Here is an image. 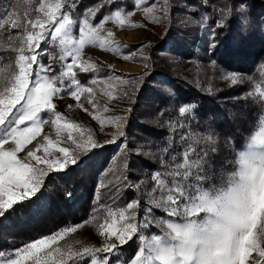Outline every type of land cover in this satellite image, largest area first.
Returning a JSON list of instances; mask_svg holds the SVG:
<instances>
[{
    "label": "snow or ice",
    "instance_id": "1",
    "mask_svg": "<svg viewBox=\"0 0 264 264\" xmlns=\"http://www.w3.org/2000/svg\"><path fill=\"white\" fill-rule=\"evenodd\" d=\"M81 2L38 0V6L34 7L38 15L34 18L27 11L22 18L13 4L0 9V34L6 28L20 30L7 36L9 41L17 42L12 49L18 53L14 67L10 71L0 69V234L12 230L9 217L17 212L21 221L39 220L45 215L47 198L37 194L50 172L65 171L70 165L86 168L98 164V172L112 175L107 183L100 184V187L109 188L112 197L120 196L125 190H135L137 195L119 211L109 210L102 223L93 217L23 242L19 248L9 250L12 254L0 264H264V116L250 129L236 159L230 161L233 169L222 171L217 183H207L212 179L204 167L207 152L201 155L195 145L190 144L183 149L182 160L176 162L177 156L169 155L170 141L159 149L163 171H154L150 178L146 173L145 177L134 181L128 163H123L119 169L108 167L104 170L98 158L105 143H116L124 137L125 147L121 151L125 154L131 151L126 146V117L104 118L89 113L101 129L106 125L115 126L112 139L102 142L91 129L56 111L54 99L62 98V93L72 88L68 94L77 102L76 107L88 112L81 102V96L87 93L84 99L95 110L93 86L98 80L92 79V86L82 87L74 71L97 70L95 63L83 58L85 46L98 44L104 51L119 48L113 39L114 33L105 32V24L111 21L121 29L143 27L131 21L136 9L142 10L153 23L170 21V0H163V17L154 15L157 10L155 0L144 7L145 0H134L132 10L118 5L114 11L102 15L96 24L92 19L103 9H110L115 0H98L79 13L75 10ZM202 2L204 6L208 5V0ZM25 3L33 7L32 0H25ZM190 10L199 9L192 7ZM237 11L242 14L248 11L246 0L240 3ZM80 16H83V23L76 38L73 25L79 22ZM209 18V13H201V21L206 22ZM240 21L242 26H247L249 18L241 15ZM216 25L222 26V19L218 18ZM201 30L214 36V29L207 23H201ZM49 39L59 44L61 59L71 58L58 75H51V62L45 65L41 59L44 53L41 44ZM149 46L142 44L140 48ZM212 47L214 41L210 42ZM123 59L130 60L131 56L124 55ZM142 59L149 71L131 78L115 75L117 81L129 84L130 91H124L123 96L132 103L151 70V57L143 55ZM227 79L235 85L238 74L229 73ZM111 80L112 76H109L103 82L104 95L110 100L115 99L118 87ZM257 92L264 96V90L257 88ZM169 95L175 97L171 91ZM103 111L108 112L109 108L105 106ZM188 111L187 105L179 108L181 116ZM49 123L55 129V139L48 134L42 135L43 126ZM82 157L88 158L82 160ZM98 200L97 192L93 203ZM29 201L31 203H26ZM17 205H20L19 209ZM156 210H162L166 216H158ZM94 220L97 233L103 238L102 246L85 244L75 248L69 244L54 247L69 233L93 224ZM153 225L159 233L148 231Z\"/></svg>",
    "mask_w": 264,
    "mask_h": 264
},
{
    "label": "trees",
    "instance_id": "2",
    "mask_svg": "<svg viewBox=\"0 0 264 264\" xmlns=\"http://www.w3.org/2000/svg\"><path fill=\"white\" fill-rule=\"evenodd\" d=\"M186 1L209 13L208 22L214 29L213 40L200 47V51L207 55L201 57L195 54L199 26L196 29L173 23L169 25L162 41L150 49V74L144 77L140 91L134 96V107L126 120V145L131 148V154L119 152L116 143H105L98 158L104 170L108 167L119 169L123 163H128L132 170L129 174L134 181H139L146 173L150 178L154 171H163L159 149L167 146L170 141L172 148L169 149V155L175 154L176 162L181 161L183 149L190 144H194L201 155L207 152L204 167L212 177L207 183H217L222 171L233 169L230 161L236 159L238 150L250 135V129L264 115L263 97L256 92L257 88H264V10L259 9L264 7V2L246 0L249 10L242 14L237 9L244 0H208L207 6L201 0L182 2ZM97 2L82 0L75 11L82 13L87 6ZM133 3L134 0H115L110 9H103L92 19V23H98L102 15L109 10L114 11L118 5L125 10H132ZM10 4L15 6L19 3L17 0H0V9L8 8ZM18 11L24 18L25 11ZM191 14L197 16L198 12L193 10ZM241 15L249 18L247 26H242ZM82 18L80 16L79 22L73 25V35L77 38ZM218 18L222 19V26L216 25ZM73 19L75 21L76 17ZM19 31L6 28L0 34V69L4 71L14 67L18 55L12 50L17 42L9 41L7 36ZM213 41L214 47L210 48V42ZM168 44L170 46L167 48ZM131 48L135 51V46ZM180 57L185 60L196 58L200 65L209 64V68L216 72L221 68L242 76L235 85L207 90L198 73L192 74L177 64ZM46 61V58L42 59V62ZM164 69L167 70L165 75ZM76 72L82 85H88L90 78L95 75L91 71L81 73L79 69ZM163 76L167 81L162 80ZM169 91L175 94L174 98L169 95ZM185 105L195 107L181 116L179 108ZM122 142L124 145L125 140ZM213 148L216 149L214 152ZM192 155L195 157V153ZM87 158L82 157V160ZM165 159L168 160L169 156H165ZM99 166L95 163L86 168L70 165L65 171L49 173L41 192L37 194L47 198L46 214L39 220L27 221L20 220L19 212L10 216L13 228L0 234V254H8L9 250L19 248L23 242L34 240L60 227L81 223L94 215L103 216L107 208L125 206L137 195L132 190H125L120 196L112 197L109 188L100 187L101 182L107 183L112 175L105 176L98 172ZM97 192L99 200L94 204V193ZM16 207L19 209L20 205Z\"/></svg>",
    "mask_w": 264,
    "mask_h": 264
},
{
    "label": "rangeland",
    "instance_id": "3",
    "mask_svg": "<svg viewBox=\"0 0 264 264\" xmlns=\"http://www.w3.org/2000/svg\"><path fill=\"white\" fill-rule=\"evenodd\" d=\"M18 5L16 4V10L21 11H27L29 15H31L33 18L38 15L34 12V7L38 6V0H32L33 7H28V5L25 3V0H17ZM183 0H170V8H169V16L170 21H164L163 23H153L149 21L145 17V13L142 10L136 9L135 14L131 17L132 23L143 25V27L130 29L128 27H125L123 29L119 28L116 24L109 21L105 24V32L106 31H112L114 33L113 39L120 45L119 48H116L114 51H104L99 48L98 44L96 45H86L84 52H83V58L86 60H90L91 62L95 63L97 65V70L95 71L94 78L97 79L98 84L93 86L95 88L94 92V98L97 103V108L94 110L92 108V105H89L87 101L84 99L85 96H87V93L81 96V102L84 104V107L88 109V112L84 111L82 108L76 107V101L71 98V96L68 94L72 88H68L66 92L62 93V98H55L54 103L56 104V111L60 112L63 116H65L68 120L73 121L77 124L83 125L86 129H91L92 132L95 134L96 138L100 141H109L112 139V134L116 131L114 125H106L103 129H101L99 123L92 119V115H90V112H94L97 115H100L104 118L108 117H114V116H123L126 117V120L129 116V114L132 112V109L134 107V104L128 100L127 96H123L124 91H130L129 84H125L122 81H117L115 79V75H121L128 78L131 77H137L140 74L144 73L146 68L144 66V61L142 59L143 55H149L151 47L162 41V38L165 36L166 31L169 28V25L173 23V25H180L183 27H192L198 29V26L200 29L198 30V42L195 46V54L200 55L201 57H205V53L200 51V47L204 45L206 42L213 40V35L210 32H202L201 30V23H207L210 27L211 24L208 22H203L200 20L201 13L204 12V10L200 6L189 5L190 2H182ZM202 1V0H201ZM264 2V0H261ZM152 0H145L144 6H150V3ZM155 3L157 4V10L154 12V15L163 17L164 11H163V0H155ZM176 5V6H175ZM177 7V8H176ZM192 7H196L199 9L197 12V16H192L191 12L193 10H190ZM264 10L263 8H259ZM249 10V7H248ZM20 11H18L19 13ZM178 13V14H175ZM70 14V13H69ZM83 23V18H82ZM264 28V24L262 25ZM212 28V27H211ZM77 38V37H76ZM142 44L150 45L149 47L140 48ZM132 46H135V51L131 48ZM170 46V44L167 45V48ZM42 49H44V53H42L41 59L46 58L47 61L43 62L45 65L49 64L51 62V66L53 68V71L50 73L51 75H58L60 69L65 66L67 63L71 62L70 57H66L64 59H61V52H60V46L56 42H52L50 39L42 42L41 44ZM133 51V52H132ZM96 52L100 55H104L110 58L109 62H104L101 59H97L93 56H91L89 53ZM124 55H130V60H124ZM184 57V55H182ZM115 62H118L122 66H126L129 69V73H123L122 71L119 72L114 68ZM177 64L181 65V68L183 70H188L192 74L198 73V77H200L203 81V85L206 86L207 90H211L213 87H216L218 89H224L227 88L228 85H232L230 79H227L229 73H236L238 74V81L241 78V74L237 72H231V71H225L223 69H219L220 71H215L213 68H209V64H199L197 62V59H191V60H185V58H178ZM76 71V69H74ZM163 75L167 73V70H163ZM211 73V74H208ZM77 73V72H76ZM108 74V76H107ZM109 76H112L111 83L117 84L118 87L116 89V92L114 93L115 99H109L108 96L104 95L105 88L103 85V82L108 79ZM206 78V79H205ZM77 79L80 81V78L77 74ZM89 80L88 85H82V87L92 86L91 80ZM167 81V78L165 76L162 77V80ZM237 81V82H238ZM201 82V81H200ZM65 84H67V80L65 81ZM259 89L264 90V88L260 87ZM257 92V91H256ZM258 93V92H257ZM263 100H264V96ZM71 105V107H69ZM107 106L109 108L108 112H104L103 108ZM128 109H131V112L128 111ZM193 109V107H189V111ZM264 116V115H263ZM127 125V121L124 125ZM43 134L50 135L53 139H55V129L51 126V124H46L43 126ZM39 139V138H38ZM122 140H125L124 137H120L117 139V149L119 152L121 151V148L125 147V144ZM35 144V141L33 142ZM33 145H29V147H32ZM63 146V145H62ZM127 146V145H126ZM127 149H131L129 146H127ZM124 153V152H123ZM128 154H131V151L127 152ZM23 155V153L21 154ZM59 155V154H56ZM183 158V153L181 160ZM54 172V171H53ZM52 173V172H50ZM150 183H154L151 182ZM133 192H136L135 190H132ZM137 194V192H136ZM144 201H142L143 203ZM124 207V206H122ZM122 207H119L118 209L113 208H107L105 210V215H94L90 217L92 219L93 217L98 220V222L102 223L104 220V217L107 216V213L109 210L112 211H119ZM156 214L160 217H165L166 213H164L162 210H156ZM138 219H139V213H138ZM178 219V218H177ZM94 220L93 224H86L83 228H79L77 232L75 233H69L68 236H66L63 240H60L58 245L55 246H66L71 244L73 247L78 248L85 244H91L95 246H102V240L103 238L99 237ZM152 234L159 233V229L156 228L154 225L151 226V228L148 230ZM147 238V237H146ZM76 241H80L79 244L76 243ZM12 253L0 254V261L6 260L9 255ZM100 255H106V254H100ZM255 255V254H254Z\"/></svg>",
    "mask_w": 264,
    "mask_h": 264
},
{
    "label": "bare ground",
    "instance_id": "4",
    "mask_svg": "<svg viewBox=\"0 0 264 264\" xmlns=\"http://www.w3.org/2000/svg\"><path fill=\"white\" fill-rule=\"evenodd\" d=\"M91 56L97 58V59H101L104 62H109L110 58L104 55H100L99 53L97 54L96 52H91L89 53ZM114 68L119 71V72H123V73H129V69L126 66H122L121 64H119L118 62H115Z\"/></svg>",
    "mask_w": 264,
    "mask_h": 264
}]
</instances>
